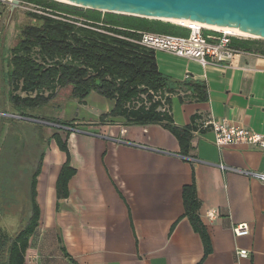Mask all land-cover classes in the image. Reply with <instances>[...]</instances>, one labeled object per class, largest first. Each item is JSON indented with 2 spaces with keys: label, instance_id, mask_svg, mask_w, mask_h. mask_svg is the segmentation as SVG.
Returning a JSON list of instances; mask_svg holds the SVG:
<instances>
[{
  "label": "crops",
  "instance_id": "obj_1",
  "mask_svg": "<svg viewBox=\"0 0 264 264\" xmlns=\"http://www.w3.org/2000/svg\"><path fill=\"white\" fill-rule=\"evenodd\" d=\"M9 9L0 5V194L9 218L4 226L13 235L31 215V174L26 153L10 139L24 124L11 121L20 118V110L10 101L8 56L16 44H7ZM156 59L161 74L206 86L207 101L191 100L183 92L170 98L175 126L191 125L198 116L189 156L181 155L178 140L161 125L127 126L111 117L101 123L115 101L96 92L83 101L72 99L71 119H58L74 127L47 123L52 130L46 139L55 133L68 137L75 174L68 197L59 198L57 182L67 156L50 140L37 179L39 226L25 264H199L204 245L185 215L182 198L183 188L193 183L212 246L203 264H264V188L241 173L264 172V151L245 145L219 149L214 133L204 127L227 121L264 136V57L246 53L230 66L206 68L166 52H156ZM57 101L58 95L49 105ZM212 211L216 216L210 218ZM239 224L250 226L248 236H235L233 227ZM237 249L248 250L250 257L238 258Z\"/></svg>",
  "mask_w": 264,
  "mask_h": 264
},
{
  "label": "trees",
  "instance_id": "obj_2",
  "mask_svg": "<svg viewBox=\"0 0 264 264\" xmlns=\"http://www.w3.org/2000/svg\"><path fill=\"white\" fill-rule=\"evenodd\" d=\"M25 4L36 5L43 14L27 12L37 24L24 27L17 44L9 50L8 64L11 85V104L20 110L19 119L12 122L42 125L52 123L60 127L73 128L74 123L39 117L33 113L49 106L60 90L71 88V99L85 100L96 92L108 100L115 101L110 114L100 117L104 123L109 117L123 119L127 126L161 125L172 133L179 142L182 156H189L193 132L198 130V116L185 127L174 125L170 111L160 110V103L153 102L149 90L176 95L189 93L194 101H207L205 84L186 80L177 82L159 72L156 52L144 48L132 40L140 39L139 32L186 37L189 30L170 22L138 18L99 11L88 15L76 12L73 6L54 0H22ZM82 19V26L78 25ZM231 46L246 53L264 57V40L233 39ZM19 91L26 93L21 97ZM149 102V106L145 102ZM166 103L171 104L167 98ZM20 107V108H19ZM33 121H39L32 122ZM41 122V123H40ZM69 135V134H68ZM54 139L67 159L57 182L59 198L68 197V184L75 170L70 166L67 147L68 137L63 140L59 133ZM44 154L28 177L30 186L31 215L27 225L18 233L11 234L2 226L0 194V264H25L30 239L39 226L40 208L37 203V179L41 173ZM3 157L0 154V171ZM0 173V185L3 184ZM23 186L27 184L23 181ZM185 215L204 245L203 264L212 253L210 237L200 218L201 202L196 185L185 186L182 191Z\"/></svg>",
  "mask_w": 264,
  "mask_h": 264
},
{
  "label": "built area",
  "instance_id": "obj_3",
  "mask_svg": "<svg viewBox=\"0 0 264 264\" xmlns=\"http://www.w3.org/2000/svg\"><path fill=\"white\" fill-rule=\"evenodd\" d=\"M12 0H0V5L9 8ZM27 11L43 14L36 5L25 4ZM196 24V22H195ZM183 28L189 30L186 37L171 36L165 34H156L148 32H139L140 39L132 40L138 45L151 49L155 52H166L178 58L193 60L206 68L208 66H230L233 64L236 57L246 54V52L237 50L231 46L233 39H246L243 36L227 33L224 31H214L203 28L201 26L191 25ZM153 102L160 103V110L170 111L169 105L166 103L167 98H171L169 93L155 92L149 90ZM149 106V102H145ZM205 128H209L215 135V145L219 149L234 145H245L256 147L264 151V136L252 132L242 126L230 124L227 121L222 122H207ZM222 170L229 168L221 165ZM248 176L257 179L264 188V172L252 174L248 172ZM216 216V212H210V218ZM235 236H248L251 232L248 224H239L233 227ZM236 255L240 259H248L251 253L246 249H237Z\"/></svg>",
  "mask_w": 264,
  "mask_h": 264
},
{
  "label": "water",
  "instance_id": "obj_4",
  "mask_svg": "<svg viewBox=\"0 0 264 264\" xmlns=\"http://www.w3.org/2000/svg\"><path fill=\"white\" fill-rule=\"evenodd\" d=\"M59 2V0H54ZM79 8L163 22L238 29L264 40V0H61ZM60 2V3H65ZM22 0H12L10 17Z\"/></svg>",
  "mask_w": 264,
  "mask_h": 264
},
{
  "label": "rangeland",
  "instance_id": "obj_5",
  "mask_svg": "<svg viewBox=\"0 0 264 264\" xmlns=\"http://www.w3.org/2000/svg\"><path fill=\"white\" fill-rule=\"evenodd\" d=\"M73 7L77 8L76 12L81 13L83 15H88L89 11H93V10H88V9L79 8L75 6ZM27 12L29 11H27L26 5L23 1L20 4V7L15 10V12L11 15V17H10V11L6 12L5 20H7V18L9 17L11 18L10 19L11 25L9 26V31L7 33V44L8 45L17 44L19 40L20 31L24 27L37 24L36 22H34V20H32L29 17ZM105 13L106 12H102V15ZM82 23H83L82 19H79L78 25L82 26ZM70 102H73V100L71 99V88L68 87L66 89H62L59 91L57 104H54L52 107L49 105L42 110L40 109V110L35 111L33 114L39 117H45L44 113L49 112L47 114V117L49 118L58 119L59 117L64 120L71 119L70 117L73 113L70 110V106H71ZM74 115H76L75 111H74ZM61 128L62 127L58 126V129H61ZM51 130H52V126H48L47 123L43 122L42 125H33V124L24 123V127L19 126L18 129L12 132L10 139H12V141L17 144V147H19V151L21 153H24V152L26 153L29 159V161L26 164V170L28 174H31V175L33 174L34 170L36 169L39 163L41 155L45 153V151H47L48 146H47V143L44 142V138L49 137ZM8 221H9V218L3 215L2 216V226L6 225ZM10 232H13V231L10 230Z\"/></svg>",
  "mask_w": 264,
  "mask_h": 264
},
{
  "label": "bare ground",
  "instance_id": "obj_6",
  "mask_svg": "<svg viewBox=\"0 0 264 264\" xmlns=\"http://www.w3.org/2000/svg\"><path fill=\"white\" fill-rule=\"evenodd\" d=\"M59 2H65V1L59 0ZM65 4H67V2H65ZM171 23L178 24V25H184V26L196 25V26H201V27L206 28V29H209V30L224 31V32H227V33H232V34L240 35V36H243V37H246V38L257 39V37H255L253 35H250V34H247V33H244V32H241L238 29L222 28V27H218V26H215V25H207V24H204V23H196L195 24V22H191V21H180V20L179 21L178 20L177 21H171Z\"/></svg>",
  "mask_w": 264,
  "mask_h": 264
}]
</instances>
